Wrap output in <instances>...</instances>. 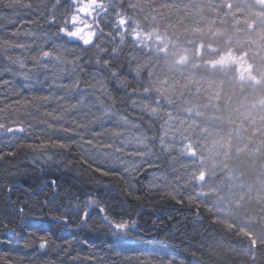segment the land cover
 <instances>
[{"label":"trees","instance_id":"1","mask_svg":"<svg viewBox=\"0 0 264 264\" xmlns=\"http://www.w3.org/2000/svg\"><path fill=\"white\" fill-rule=\"evenodd\" d=\"M71 3L0 0V123L26 129L14 133L17 140L0 130V150L16 153L0 161V264H264V192L256 189L264 187V0H89L90 12L75 24ZM107 20L111 26L103 29ZM64 27L80 28L84 39L62 33ZM30 29L58 32L67 48L81 49L71 58H79L72 64L73 79L81 81L75 97L33 87L18 73L21 62L35 71L27 65L31 49L19 43ZM109 29L116 33L109 36ZM97 81L114 97V103L101 97L104 106L138 125L151 150L141 156L144 165L132 162L134 175L109 165L115 154L105 158L103 149L81 140L104 132L99 92L87 87ZM170 118L182 150L197 155L213 144L232 146L235 176L261 204L225 213L210 202L209 188L215 189L198 186L210 167L186 175L167 158L174 152L160 141ZM101 137H93L97 145ZM178 152L187 162L186 152ZM237 155L249 161L236 164ZM85 160L116 175L101 176ZM197 189L207 194L205 202ZM86 193L102 202L107 217L93 210L81 223L76 205ZM64 216L68 224L56 219Z\"/></svg>","mask_w":264,"mask_h":264},{"label":"bare ground","instance_id":"2","mask_svg":"<svg viewBox=\"0 0 264 264\" xmlns=\"http://www.w3.org/2000/svg\"><path fill=\"white\" fill-rule=\"evenodd\" d=\"M55 13L57 14V9H55ZM55 22H57L56 19H55ZM106 23H108V24L103 25V29L111 26V25H109L110 21L107 20ZM110 32H112L114 34L116 33L112 29H109V33H108L109 36H112L110 34ZM119 39L122 40L123 36L122 35L119 36ZM19 43L21 45H23L24 47L31 49V52L33 53L32 61L27 63L28 66L29 65L32 66L33 70H35V71H32V74L33 75L48 74L51 76L50 79L56 78L55 77L56 75L59 76V75L63 74L65 71H67L68 69L72 68V63H70V61H72L71 58L73 57V55H81V52H82L81 49L77 48V47L74 49L67 48L66 45L68 42H66L63 39V37L60 35V33H58V32L53 33L50 31L48 32L47 30L40 31V30L30 29L29 31L24 32L23 34H21L19 36ZM169 47H172V45H169ZM99 49L101 51L100 53H103L102 51L105 50V45H102ZM156 49L153 52L154 57L160 56L157 53L158 51ZM138 50L139 51H135L134 53L135 54L139 53L141 55L143 52L144 53L146 52V50H144V49H138ZM44 51H48V52L53 53V56L42 57V53ZM169 53H168L169 54L168 57L171 59H173L174 56L176 55V53L173 49H171L169 51ZM56 56H59L60 59L59 60L55 59ZM66 58H68L70 60H68ZM107 60H108V62H110V59H107ZM73 70H74V68H73ZM33 72H35V73H33ZM67 74H69V72ZM73 74L74 73H71V75H73ZM126 76H127V78H130V74L127 73ZM73 77H75V76H73ZM26 83H27V81H26ZM73 90H74L73 97H75L77 95V91H76V89H73ZM97 105L99 107H101L103 111L106 108V106H101L100 104H97ZM107 108H108V106H107ZM105 119H107V120L108 119H115V121L121 120L119 117L117 118L116 116L112 115V113H110L107 116V118H105ZM105 122H106V120H105ZM165 124H166L165 129L163 130V132L161 134L160 143L163 144V149H165V147L170 148L172 146L175 148V150L178 151V149H177V148H179V145L177 144V142L179 141L177 139V137L179 135L178 132H176L177 134L175 135V129L177 128V124H178L177 120L175 118H170L166 121ZM170 125H172L173 131H168L169 130L168 128ZM121 129H122L121 133L123 134L124 129L122 128V126H121ZM135 130H138L139 132H141L139 130V128H135ZM86 135H89V134L86 133ZM90 138L94 139L92 136H90ZM117 141H119V140H117ZM143 145L145 146L146 144H143ZM117 146H120V144ZM135 146H136V144L133 147H135ZM160 146H162V145H160ZM251 147H253V146L251 145L250 147H246L245 150L250 152L252 150ZM214 148H217L219 150V152L221 153L220 154L218 152L220 161L219 162L217 161L218 162L217 165L220 166V171L213 173V176H210V178L208 179V181L206 183L198 184V186L209 185V186L213 187L215 190L218 191L217 195L220 198L219 200H223V202L225 203L226 202L225 200L230 201V199H231V195H229V197L224 195L226 187H227V183H229V186H232V188H234L237 184V180L240 179V178L235 176L236 166L232 165V158H231V157H234L233 154L236 150L233 149L232 146H231V148L226 147L224 149L221 147V145L213 144V145H211V147L208 150L200 151L199 155H201V156L198 160L201 162L200 163L201 165H206V166L210 167V169L213 168V165L216 164L217 159H215L214 161H211L210 154ZM126 149H128V147H126ZM118 153L119 152H116V151H114V153H113V154H115L116 158L119 157ZM177 156H179V155H177ZM241 158H244V157L237 155V157L234 158L233 160L236 159V162H237V160L238 161L242 160ZM178 159L182 160L180 158V156ZM176 162L179 163L178 160L173 162V163L171 162V163L175 164ZM233 162H235V161H233ZM217 165H215V166H217ZM181 169H184V167H181ZM183 171L185 172V169ZM185 177H186V175H185ZM226 180H229V182L224 184V182ZM196 192H197L196 194H197L198 198L201 200V202H205L207 200V197H206L207 194H205L204 192L202 194L201 190H198V189L196 190ZM231 192L229 191L228 194ZM89 197L96 198L94 194L86 193L81 197L78 204L84 205L85 202L89 199ZM219 200L214 201V200L210 199V202H212L214 205L218 204L217 207L222 209L220 203H218ZM103 217H104L103 214H100V218L103 219Z\"/></svg>","mask_w":264,"mask_h":264},{"label":"rangeland","instance_id":"3","mask_svg":"<svg viewBox=\"0 0 264 264\" xmlns=\"http://www.w3.org/2000/svg\"><path fill=\"white\" fill-rule=\"evenodd\" d=\"M68 72H69V74H66ZM18 73L20 75H22L23 78H24L25 74H27L29 78L27 80H25V78H24V80L27 81V83L33 87H38V88H43L45 90H48L49 93H51V94H54V95L57 94V97L60 95H66L68 93L69 98L70 97L73 98V95H74L73 89L61 88V87L57 86L58 84H61V83H63V84L69 83V79L74 78L71 75V73H74L73 67L68 69L67 71H65L63 74H61L59 76L56 75L55 76L56 78H52V79H50L51 76L48 74L33 75L31 72L25 71V67L20 68ZM83 107L87 110V107H85L84 104H83ZM94 109L97 110V112L100 110L98 107H94ZM105 120H106V122L103 123L105 127L102 128L104 132H106L107 129H112L114 131H118L121 133V130H122L121 126H122V127H124L123 128L124 133L123 134L121 133V136L118 138H115L114 140L111 136L110 137H101L102 141L103 142H109V143L114 142L116 144V146L120 144V146L122 145L121 147H124V148L128 147V149H126L128 152H136L137 153L136 156H129V155L123 154L122 157H120V156L118 157V160L115 161V163L113 162V164H110L111 163L110 162L109 165H112V166H114V168H117V169H119L125 173L127 172V169L130 167V165H132V162H135L138 164L140 163L139 165H144L143 164L144 161L142 160L141 156L143 154L150 155L151 150H150V148H145V146L143 145L144 144L143 143L144 142L143 136H141V134L138 130H135V128H138V125L131 124V123H125L124 121H121V120L115 121V119H108V120L105 119ZM168 129H169L168 131H173L172 125H170ZM178 131H179V128H176L175 129V135L177 134L176 132H178ZM117 140H119V141H117ZM121 141H124V143L121 144ZM135 144H136V146L133 147ZM186 148H188V147H186ZM165 149L169 150V152H171V151L174 152V153H172V155L166 154L168 156L167 158L170 157V161L172 163L178 160V162H180V164L184 167L186 175L189 173L196 172L197 171L196 167L198 165H201L200 164L201 162L198 160L201 156V155H199L200 151L198 152L197 155H195V154H191L192 152H189L186 149L182 150L180 147L177 148L178 151H185L186 152L185 153L186 157L185 158L183 157V158L187 160V162H188L187 163V162H184L183 160L178 159L179 156H177V154L178 155H180V154L177 150H175L174 147H172V146L170 148L165 147ZM103 151L107 152V154H108L107 156L104 155V157L111 159V156L115 150H114V148H108V149H103ZM218 152H219V150L217 148H214L211 151V154H210L211 161H214L215 159H219ZM122 153H124V152H122ZM246 160L249 161V159H246V157H244L243 160H239V161H243V164H244ZM217 164H218V162H216V164L213 165V168L211 169V171L209 173L203 175L204 182L207 181L206 180L207 177L210 178V176H213V173L219 172L218 170L220 169V166ZM215 165H217V166H215ZM244 169H246V167H244ZM227 182H229V180H226L224 182V184ZM246 187H249V186H246ZM246 187H244V183L240 180H237V184L234 188H232V186H229V183H227V187H226L224 195H226L227 197H229V195H231V199H230V201L225 200L226 201L225 203L223 202V200H219L220 198L218 197V195L216 193L217 190L214 191V190L209 188L208 195H209L211 200H214V201L219 200L218 203H220L221 208L223 209V211H225V213H228V211L231 210L232 208H234L235 210L240 209L242 206H244V205L249 206L251 203L256 204V205H260L261 199L259 198V196L255 195L252 190H250V191L246 190ZM256 189H258L259 193L261 191L264 192L263 186L262 187L258 186ZM229 191L230 192L232 191V192L228 194ZM240 199H241V201H240ZM235 206H236V208H235ZM232 211H234V210H232Z\"/></svg>","mask_w":264,"mask_h":264},{"label":"snow or ice","instance_id":"4","mask_svg":"<svg viewBox=\"0 0 264 264\" xmlns=\"http://www.w3.org/2000/svg\"><path fill=\"white\" fill-rule=\"evenodd\" d=\"M72 8L70 10V18L72 19L73 23L75 24L78 20H79V16L81 13H88L90 12L91 10V6L89 4V0H72ZM55 20H51L50 23H54ZM66 23V21H65ZM60 31L66 35H69L71 37H75V38H79V39H84L83 37H81L79 34L81 32V29L80 28H77L75 32H73L71 29L67 28V27H64V28H61ZM84 43H89L87 40H84ZM53 56V53L51 52H48V51H44L42 53V57H51ZM55 59L59 60L60 57L59 56H56ZM79 58H76L72 61H70V63L73 64V66L76 65L77 63V60ZM97 63H99V61H97ZM20 67L21 68H24L25 65L23 62L20 63ZM67 74V73H66ZM113 75H115V73H113ZM25 80H27L29 77L27 74H25L24 76ZM5 84L7 83V81L4 82ZM80 79L79 78H76V79H69V83L67 84H58L57 86L58 87H61V88H71V89H79L80 88ZM87 87H93L94 90L98 91L99 92V95L97 96V100L98 102L100 103L101 106H104L105 105V100L102 99L101 97H107L108 100L110 101H113L114 103V97L111 96V94L109 93V91L106 89V86L104 83L100 82V81H97V83L95 85H87ZM35 99V98H34ZM40 99H51V97H43V98H40ZM62 99V97H61ZM17 104H24L25 101H22V100H18L16 101ZM83 103V100H81L78 104H74V105H71L70 107L75 109L77 107V105L79 104H82ZM111 113V109L110 108H105L104 110V115L105 116H108L109 114ZM55 119L59 120L61 119V117H54ZM121 120H123L125 123H127V120L124 118V117H120ZM94 122V121H93ZM13 123H18L17 121H13ZM91 123V122H90ZM77 127L78 128H85L87 127V125H84V124H77ZM0 130H3L5 133H12V137L11 139L12 140H17L18 137L14 135V133L16 132H25L26 129L25 127H23L22 125L19 126V127H16V128H13L9 125H6L5 123H0ZM64 131H68V129H63ZM106 132L108 134L111 135V137L113 138V140L115 138H118L121 136V133L118 132V131H114L112 129H107ZM77 135H81L79 133H77ZM92 137L96 138V139H99L101 136L105 135V132H92L91 133ZM81 140L83 141L84 144H87V145H92V146H95V147H98L100 149H108V148H114V150L116 152H124L126 155H129V156H136L137 153L136 152H128L126 150V148L124 147H121V146H116V144L114 142L112 143H109V142H100V144H96L95 143V139H88L86 141L83 140V136L81 135ZM124 141H121V144H123ZM47 145H44V144H41L40 147H46ZM16 147H29V148H32V147H35L34 145H23V144H20V143H16ZM52 147H58V148H61V149H69L70 148V144H67V143H54L52 144ZM16 153L14 151H2L0 150V161H4L6 160L8 157H12V156H15ZM104 155L107 156V152H104ZM85 164H87V166L89 168H91L94 172H97L99 173L101 176H115L116 174L111 171V170H105L104 168L98 166H94L93 163H90L89 161L85 160L84 161ZM127 171L129 172V174H132L134 175L137 171H138V166L136 165H130V167L127 169ZM51 184L53 185V188L55 187V181H51ZM131 195V193H129ZM95 206V207H93ZM76 207L79 209V216L81 218V223H85L89 217H90V214L93 210L99 212V213H103L105 215V217H107V209L106 207L102 204V202L96 198H92V197H89V199L85 202V204L83 206L77 204ZM17 211L19 212H23V208H19L17 209ZM67 211V210H66ZM57 220H59L60 223H63V224H68L69 223V217L68 216H64V217H56ZM117 227L119 228H127V225L126 224H120L118 225ZM40 248L41 249H45L47 247V240L45 237H40Z\"/></svg>","mask_w":264,"mask_h":264}]
</instances>
